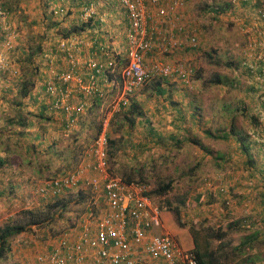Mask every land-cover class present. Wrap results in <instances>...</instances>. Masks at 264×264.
I'll list each match as a JSON object with an SVG mask.
<instances>
[{
	"label": "rangeland",
	"instance_id": "rangeland-1",
	"mask_svg": "<svg viewBox=\"0 0 264 264\" xmlns=\"http://www.w3.org/2000/svg\"><path fill=\"white\" fill-rule=\"evenodd\" d=\"M44 1L0 0V51L6 59V66L0 69V227L8 219L23 220V209L42 207L55 199H43L37 189L45 180L88 161L90 143L109 114L106 136L114 140L108 146L112 153L107 158L109 171L118 176L131 172L135 179L140 172L149 191L170 182L166 193H150L168 216L163 232L178 243L177 235L191 238L190 226L226 229L227 223L238 220L243 229L233 226L226 240L236 244L243 236L252 235L254 248L247 253H259L260 262L255 264H263L264 234L254 237L259 225L251 222L259 208L256 193L259 187L263 189L259 175L245 165L235 136L219 139L205 132L215 134L231 124L234 131L247 135L253 170L264 167V152L258 143L264 141V47L260 44L264 43V19L260 16L264 0H186L178 8V22L194 29V48L181 49L177 56L147 55L145 61L181 62L190 69L188 81L169 76L165 83L160 82L164 83L162 94L152 86L156 81L146 82L129 96L123 108L113 112L117 88L108 90L103 84L107 92L101 98L84 97L85 111L74 115V123L67 126L64 121L68 118L46 105L42 50L47 42L45 30L55 29L58 16L75 5L74 0H58L59 6ZM210 6L221 11L213 13ZM71 25L66 28L61 20V34L68 33ZM108 25L101 26L103 31ZM112 25L113 31L108 28L99 44L104 45L115 34ZM161 26L167 33L174 30L171 23ZM112 46L107 44V48ZM215 74L221 76L222 83L209 82ZM22 80L33 81L24 97L17 93ZM130 100L138 105L140 114L128 109ZM15 115L28 126L10 124ZM56 198L66 204L59 217L57 210L44 226H31L13 236L9 253L0 264H44L48 244L81 215L86 191L76 187Z\"/></svg>",
	"mask_w": 264,
	"mask_h": 264
},
{
	"label": "built area",
	"instance_id": "built-area-1",
	"mask_svg": "<svg viewBox=\"0 0 264 264\" xmlns=\"http://www.w3.org/2000/svg\"><path fill=\"white\" fill-rule=\"evenodd\" d=\"M185 1L117 0L126 23L122 55L104 49L101 61H86L85 64L94 69L88 73L87 83L73 72L76 62L73 53L65 48L69 70L57 74L55 79H44L43 95L50 97L53 109L72 116L68 117L66 126L74 123L73 116L80 115L85 104L78 102L72 107L68 104V94L63 87L68 82L84 84L80 89L85 97L101 98L107 89L99 82L108 73L114 79L105 80L106 88H117L113 112L120 105H126L129 96L146 82L169 76L184 83L188 81L190 69L181 62L145 61L148 54L161 53L168 57L181 49L194 48V29L178 22V8ZM79 11L84 19L96 13L92 2ZM163 23H171L174 30L167 33L161 26ZM68 42L72 46L75 40ZM260 44L264 47V43ZM58 46L64 48L65 42L61 41ZM43 58L47 59L46 53ZM5 66V57L0 51V69ZM106 116L90 143L88 161H81L72 171L45 180L37 189L43 199L56 198L76 187L86 191L81 215L48 244L44 264H197L191 249L183 248L167 232H153L163 227L162 211L153 201L147 185L137 180L126 181L108 170L106 125L110 115Z\"/></svg>",
	"mask_w": 264,
	"mask_h": 264
},
{
	"label": "trees",
	"instance_id": "trees-1",
	"mask_svg": "<svg viewBox=\"0 0 264 264\" xmlns=\"http://www.w3.org/2000/svg\"><path fill=\"white\" fill-rule=\"evenodd\" d=\"M79 1L80 0H77V2ZM245 1L246 0H243V3H246ZM44 2L45 3H48V2L57 3L58 0H45ZM257 4H258L257 1H255L254 6H257ZM54 6H56V4H54ZM208 9H210L213 13H218L221 11L219 7L214 8L213 6L212 7L210 6ZM66 14H69V13L66 12ZM260 16L261 18L264 19L263 12L260 14ZM92 24L93 23H90L89 21H87L86 23H81V25L72 24L68 30L81 31L86 28H90ZM68 33H63L62 36L65 37ZM39 47L40 46H37L38 49ZM103 49H106V50L109 49L113 51L112 49L107 48V46H105ZM248 68L246 69L248 72H250V69ZM258 73L262 74V69H258ZM164 80L166 79L163 77H160L159 79H156L155 80L156 82L152 85L153 88H155L159 94L164 93V83H165ZM160 82H164V83H160ZM209 82L214 83V84H220L222 83L221 76L218 74H215L211 79H209ZM32 86H33L32 80H28V81L22 80L18 84L17 93L19 94L20 97H24ZM16 105H18L17 102H16ZM124 106L125 105H120L119 110L120 108H123ZM129 108L133 111H136L137 114H140L139 107L134 101H131V100L129 101L128 109ZM43 113H44V109L40 110L37 113V116L40 117L41 115H43ZM124 117L129 119L130 122H132V119H131L132 117H130L129 114H125ZM14 118L16 119L9 120L10 124H16L21 128L28 126V124L25 123V121L19 115H15ZM254 124H255L254 126L256 127L257 123L255 122ZM97 129L98 131L100 130V124ZM233 131H234L233 126L229 124L228 127L221 129V131H219L218 133L213 134L208 130H206L205 133L209 136H212L214 138H219V139L220 138L227 139L231 135L235 136L237 147L240 149L241 153L245 157V165L247 164L249 165L248 167L249 170L251 172H254L256 177H258L259 175L258 177L260 179L259 184L261 185V187H263V189L259 187V190L257 191L256 196L259 201L258 204L260 203V205L263 206V209H264V172H260L261 174L259 173V171H261V169H263L264 167L260 166L256 170L255 169L253 170L254 158L249 153L248 143L246 142L247 135L244 133L240 134L238 130L234 131V133ZM171 137L173 138V135ZM113 141H114L113 139H110L109 137H107V149H106L107 158H108V153L109 155L112 154L110 151H108L109 150L108 146H110L113 143ZM258 143L260 146H262V141H259ZM201 148H203V150L206 151L205 152L206 154L210 153V151L207 149H204V147H201ZM107 168H108V160H107ZM136 176L137 177L135 179L131 172H125L124 174L121 175V177L126 181L137 180V181L145 182L140 172L136 173ZM169 188H170V182H166L164 184H160L159 186L155 187L152 191L150 190L149 194L150 193H155L156 195L164 194L167 192ZM65 205L66 204L63 203L62 200L55 198L47 202L46 204H44V206L42 207H37L35 209H23L21 211L23 220L17 219L16 221H14V219L12 220L8 219L6 223H4L0 227V261L4 260L7 257L9 253V249H10L9 241L13 236L23 231L28 230L31 226H42V225L44 226L47 222L51 220V218H54L53 213H55L57 210L59 211L56 217H59V214L62 210H64ZM172 210L176 211L175 209H172ZM175 216L177 218V212L175 213ZM226 225H227L226 229H223L220 226H217V227L205 226L199 229H194L192 226H190L189 233H190L191 240H192L191 252L193 253V256L197 264H255L256 262H260L259 257L257 258V255H259V253L257 255H249L247 253V250L254 248V245L252 243L253 241L251 242L253 238L252 235L250 234L245 235L241 238V240L238 243L231 244L228 239L226 240V235L228 234V230L233 228V226L237 230L243 229V227L239 225L238 220L229 222ZM254 233H255L254 237H256L257 231L254 230ZM213 241H216L215 245H213ZM262 255L263 256H262L261 261L264 262V254Z\"/></svg>",
	"mask_w": 264,
	"mask_h": 264
},
{
	"label": "crops",
	"instance_id": "crops-1",
	"mask_svg": "<svg viewBox=\"0 0 264 264\" xmlns=\"http://www.w3.org/2000/svg\"><path fill=\"white\" fill-rule=\"evenodd\" d=\"M98 1H93L92 5L93 8L96 9L95 15L93 14L91 17L88 18H82L80 15V9L85 6V5H91L90 3H86L84 0L81 2H76L75 0L72 2L75 6H71L70 10H66L65 13L60 14L63 16H58L59 18V23L57 24V27L55 29L51 30L52 26L49 27L48 30H45L46 33L44 35V38L47 39V42H45V48H43L42 51H46L47 53V59L42 65L44 66L43 70V79H55L56 75L65 72L69 70V64L67 62V57H66V50L65 48H68V51H71L73 53V57L75 59L76 64L73 66V72L80 76L83 80V83H87V75L90 71H94V69H91L89 66L85 64L86 61L92 60L95 62L101 61L102 60V55L101 52L104 50L103 48L107 46V44H112V52L116 53L118 55H122L123 49H124V38L125 36V28H126V23H125V17L123 12L119 9L117 0H99ZM59 6V2L57 4ZM68 12L69 14H66ZM118 15V18L116 19L115 16ZM67 16V17H66ZM119 19V20H118ZM61 20H64V26L68 28L69 24H77L81 25V23H86L89 21L90 23H93L90 28H86L84 30H77L76 31H70V34L66 35V37H63L61 34L62 28L61 26ZM111 20H114L112 22ZM117 21V22H116ZM104 22V23H103ZM112 25L113 23L114 28H115V34H120V36H115V34L112 36V38H108V42H104V47L103 43L99 44L98 39L102 35H106V33L109 31L108 28L113 31V25L110 26L108 24ZM108 28L106 31H103V28L101 26H107ZM119 28L122 29V32L119 31ZM59 29L57 33H51L54 30ZM51 30V31H50ZM48 34H53V36H50ZM117 34V35H118ZM74 39L75 42L72 44V46H69V40ZM114 39V40H113ZM61 41L65 42V47L60 48L58 45ZM59 51V53H57ZM105 51V50H104ZM182 52L176 51L174 54L171 56H177L180 55ZM151 55V54H148ZM116 56V55H115ZM262 60V59H261ZM53 63L55 64L53 66ZM114 79V77H111L108 73L105 78H103L99 84L100 86L106 82L105 80L107 79ZM84 85V84H82ZM82 85H78V83L71 81L68 82L66 85H64V89L67 92L68 96L66 98L68 104L72 107L73 104L78 103V102H83L84 104V97H85V92L80 89ZM94 98V97H93ZM85 109V104L83 111ZM66 118L68 116L66 114H63ZM259 202V201H258ZM256 211L254 212V220H252V224L256 225L258 224L259 227L255 231H257V236L264 234V209L263 206L257 205ZM161 217H162V228L154 229L153 232L155 233H161L163 232V229L166 228L167 223H168V216L165 215L164 212H161ZM178 234V233H177ZM177 240L178 243L186 249H191L192 248V240L191 238H185V236H180L177 235ZM263 256V255H260Z\"/></svg>",
	"mask_w": 264,
	"mask_h": 264
},
{
	"label": "clouds",
	"instance_id": "clouds-1",
	"mask_svg": "<svg viewBox=\"0 0 264 264\" xmlns=\"http://www.w3.org/2000/svg\"><path fill=\"white\" fill-rule=\"evenodd\" d=\"M95 1V0H94ZM93 2V1H92ZM86 3H89V1L88 2H86ZM64 37V36H63ZM66 37V36H65ZM46 53V51H43V54H45ZM47 54V53H46ZM6 60V59H5ZM2 69H4V67L2 68ZM46 98H47V104L46 105H48V107L50 108V109H52L53 111H58V112H61L62 114H65L64 112H62L61 110H55V109H53V107H51V105H52V102H51V99H50V97H47V96H45ZM68 117H70V116H68ZM66 121L67 120H65V123H64V125L66 126ZM62 127V126H61ZM57 238V237H56ZM56 240V239H55Z\"/></svg>",
	"mask_w": 264,
	"mask_h": 264
}]
</instances>
